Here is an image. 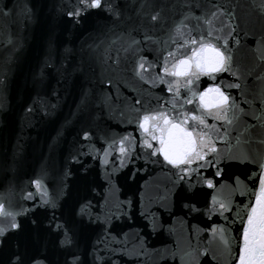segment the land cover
Returning <instances> with one entry per match:
<instances>
[{
    "label": "water",
    "instance_id": "1",
    "mask_svg": "<svg viewBox=\"0 0 264 264\" xmlns=\"http://www.w3.org/2000/svg\"><path fill=\"white\" fill-rule=\"evenodd\" d=\"M0 264H264V0H0Z\"/></svg>",
    "mask_w": 264,
    "mask_h": 264
}]
</instances>
